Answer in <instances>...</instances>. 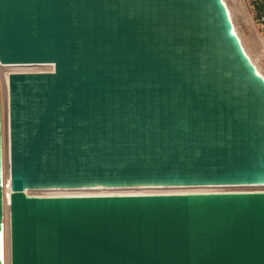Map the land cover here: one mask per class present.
I'll use <instances>...</instances> for the list:
<instances>
[{"label": "water", "instance_id": "95a60500", "mask_svg": "<svg viewBox=\"0 0 264 264\" xmlns=\"http://www.w3.org/2000/svg\"><path fill=\"white\" fill-rule=\"evenodd\" d=\"M11 264H264V77L223 0H0ZM0 91V231L3 222ZM0 243V264L4 249Z\"/></svg>", "mask_w": 264, "mask_h": 264}, {"label": "bare ground", "instance_id": "6f19581e", "mask_svg": "<svg viewBox=\"0 0 264 264\" xmlns=\"http://www.w3.org/2000/svg\"><path fill=\"white\" fill-rule=\"evenodd\" d=\"M228 1L230 0H223V2L226 5L231 22H232L233 31L236 33L239 40L241 41L243 49L246 52V54L249 56L252 63L254 64L256 71L264 77V66L262 65L259 57L255 55L254 51L252 52L249 50L250 47L247 44V39L244 34V31L238 27L239 25L236 22V19H235L236 14L234 15L236 11L234 9L235 12L233 13V10H232L233 8L231 7L232 4L230 5L231 2L229 3ZM235 1L238 2L237 0ZM243 2L244 0L242 1V4ZM238 9H240V5ZM243 9H244V6H243ZM247 11L246 10L244 11L245 16H246V17L244 16L245 21L246 23H248V25L251 28H253V22H252L251 16ZM239 12H242V10ZM256 34L257 33H255L254 35ZM250 37L252 36L250 35ZM53 69H54L53 62H12V63L0 62V91H1V102H2V176H3V195H4V207H3L4 264H11L10 217H9V196H10V190H11L10 188L9 112H8L9 73L11 71H38V70H53ZM261 189H264V183L197 184V185H137V186L97 185V186L76 187V188H28L26 189V191L29 194H38V195H68V194H135V193H151V192H190V191H211V190L215 191V190H261Z\"/></svg>", "mask_w": 264, "mask_h": 264}, {"label": "rangeland", "instance_id": "374dc122", "mask_svg": "<svg viewBox=\"0 0 264 264\" xmlns=\"http://www.w3.org/2000/svg\"><path fill=\"white\" fill-rule=\"evenodd\" d=\"M237 1L238 2H236L235 0H230L228 2L229 3L231 2L230 5L232 4L231 7L233 8L232 9L233 13L236 11L234 13V15L236 14L235 15V17H236L235 19H236L237 24L239 25L238 27L241 28L244 31V34H245L246 39H247V44L250 47V48L248 47L249 50L252 51V52L254 51L255 55L257 57H259L262 65L264 66V16H263V18H258V16L256 15V13H257L256 9L257 8L255 7V2H259L260 6H262V8H264V0H244V2H243L244 5L242 4L243 0H241V1L237 0ZM235 5H237V6H235ZM239 5H240V9L242 10L243 13L239 12V11H241L240 9H238ZM243 6H244V9H243ZM234 9H235V11H234ZM245 10L246 11L248 10L247 12L251 16V19H252V22H253V28H251L248 25V23H246V21H245V17H246L245 13H244ZM255 33H257V34L254 35ZM250 35L253 38L250 37ZM257 40H258V42H257ZM253 41H254V43H253ZM260 45H262V46H260ZM255 49H257V50H255Z\"/></svg>", "mask_w": 264, "mask_h": 264}, {"label": "crops", "instance_id": "0c3cea01", "mask_svg": "<svg viewBox=\"0 0 264 264\" xmlns=\"http://www.w3.org/2000/svg\"><path fill=\"white\" fill-rule=\"evenodd\" d=\"M259 5H260L259 2H255V7L257 8V9H256V11H257L256 15L259 16L258 18H263L264 13H263V14H260V13H259V9H258V6H259Z\"/></svg>", "mask_w": 264, "mask_h": 264}, {"label": "snow or ice", "instance_id": "6c2138e0", "mask_svg": "<svg viewBox=\"0 0 264 264\" xmlns=\"http://www.w3.org/2000/svg\"><path fill=\"white\" fill-rule=\"evenodd\" d=\"M0 226H2V225H0ZM2 229H3V226H2ZM0 243L3 244V230L0 231Z\"/></svg>", "mask_w": 264, "mask_h": 264}, {"label": "trees", "instance_id": "16d2710c", "mask_svg": "<svg viewBox=\"0 0 264 264\" xmlns=\"http://www.w3.org/2000/svg\"><path fill=\"white\" fill-rule=\"evenodd\" d=\"M258 9H259V13L260 14H263L264 13V8H262V6H258ZM259 17V16H258Z\"/></svg>", "mask_w": 264, "mask_h": 264}]
</instances>
